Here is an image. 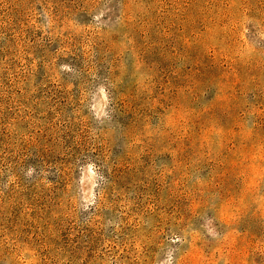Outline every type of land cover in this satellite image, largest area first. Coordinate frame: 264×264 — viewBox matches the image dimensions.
<instances>
[{
  "label": "rangeland",
  "instance_id": "1",
  "mask_svg": "<svg viewBox=\"0 0 264 264\" xmlns=\"http://www.w3.org/2000/svg\"><path fill=\"white\" fill-rule=\"evenodd\" d=\"M0 264H264V0H0Z\"/></svg>",
  "mask_w": 264,
  "mask_h": 264
}]
</instances>
